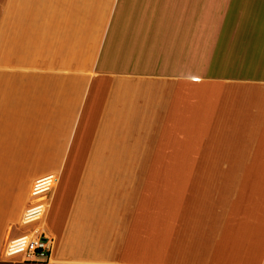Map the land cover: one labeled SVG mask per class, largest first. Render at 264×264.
<instances>
[{
    "label": "crops",
    "instance_id": "obj_1",
    "mask_svg": "<svg viewBox=\"0 0 264 264\" xmlns=\"http://www.w3.org/2000/svg\"><path fill=\"white\" fill-rule=\"evenodd\" d=\"M0 264H264V0H0Z\"/></svg>",
    "mask_w": 264,
    "mask_h": 264
},
{
    "label": "built area",
    "instance_id": "obj_2",
    "mask_svg": "<svg viewBox=\"0 0 264 264\" xmlns=\"http://www.w3.org/2000/svg\"><path fill=\"white\" fill-rule=\"evenodd\" d=\"M55 174L44 175L35 180L32 201L23 213V231L21 235L9 239L5 247L6 258H20L23 262H47L54 248V239L44 230H36L43 221L49 205V196L57 184Z\"/></svg>",
    "mask_w": 264,
    "mask_h": 264
},
{
    "label": "rangeland",
    "instance_id": "obj_3",
    "mask_svg": "<svg viewBox=\"0 0 264 264\" xmlns=\"http://www.w3.org/2000/svg\"><path fill=\"white\" fill-rule=\"evenodd\" d=\"M42 176H44V175L43 174H38V175L33 176V178H37V177L40 178ZM27 203H28V201L26 202V205L28 206ZM8 225H9L8 233L10 235L9 239L14 238L15 236L21 235L23 233V231H24V230L20 229V227L22 225L19 226L18 224H16V222L15 223H11V224H7V227H8ZM17 259H20V258H17Z\"/></svg>",
    "mask_w": 264,
    "mask_h": 264
},
{
    "label": "bare ground",
    "instance_id": "obj_4",
    "mask_svg": "<svg viewBox=\"0 0 264 264\" xmlns=\"http://www.w3.org/2000/svg\"><path fill=\"white\" fill-rule=\"evenodd\" d=\"M40 229L45 231V229L43 227L38 228L37 231H39Z\"/></svg>",
    "mask_w": 264,
    "mask_h": 264
}]
</instances>
